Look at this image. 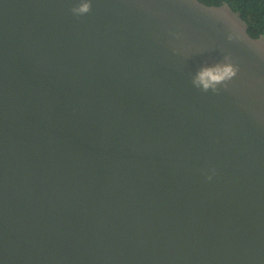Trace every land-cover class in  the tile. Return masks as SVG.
Returning <instances> with one entry per match:
<instances>
[{
	"label": "water",
	"instance_id": "water-1",
	"mask_svg": "<svg viewBox=\"0 0 264 264\" xmlns=\"http://www.w3.org/2000/svg\"><path fill=\"white\" fill-rule=\"evenodd\" d=\"M76 3L0 0V264H264V62L231 45L241 78L202 93L218 26ZM175 24L216 46L174 55Z\"/></svg>",
	"mask_w": 264,
	"mask_h": 264
},
{
	"label": "clouds",
	"instance_id": "clouds-1",
	"mask_svg": "<svg viewBox=\"0 0 264 264\" xmlns=\"http://www.w3.org/2000/svg\"><path fill=\"white\" fill-rule=\"evenodd\" d=\"M178 6L218 26L224 36L225 42L219 45L223 53L222 59L214 64L205 62L191 79L192 86L200 92L221 95L231 90L241 78L242 63L240 58L234 54L231 45L246 49L256 59L264 62V34L250 31L247 20L241 18L239 13L227 3V0H219V3L214 0H178ZM92 10L93 0H77V3L70 9L75 17L86 16ZM167 34L173 54L185 58H189V54L193 51L203 54L216 46L215 42L207 44L190 40L184 26L179 24L170 26ZM205 175L207 180L211 181L216 175V169L212 168L210 173L206 171Z\"/></svg>",
	"mask_w": 264,
	"mask_h": 264
},
{
	"label": "trees",
	"instance_id": "trees-1",
	"mask_svg": "<svg viewBox=\"0 0 264 264\" xmlns=\"http://www.w3.org/2000/svg\"><path fill=\"white\" fill-rule=\"evenodd\" d=\"M219 3V0H214ZM249 24V30L264 34V0H227Z\"/></svg>",
	"mask_w": 264,
	"mask_h": 264
}]
</instances>
